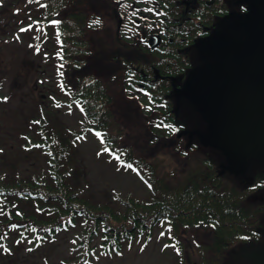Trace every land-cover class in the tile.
Returning <instances> with one entry per match:
<instances>
[{"label":"trees","instance_id":"16d2710c","mask_svg":"<svg viewBox=\"0 0 264 264\" xmlns=\"http://www.w3.org/2000/svg\"><path fill=\"white\" fill-rule=\"evenodd\" d=\"M4 1L14 16L22 12H28L30 19L39 14L46 18L53 13L63 16L58 28L61 42L71 57V95L81 100L84 126L100 131L105 145L138 167L154 196L146 201L119 200L121 210L110 205L114 201L92 202L81 180L83 169L79 167L78 131L56 121V117L41 114L43 103L39 98V102H35L38 118L34 119V112L30 114L21 135L34 143H44L46 152L33 147L22 149L19 155H10L0 145V262H14L18 253L28 248V237L51 239L78 224L82 226L83 233L77 246L84 245L90 249L93 240L99 236L104 248L112 251L138 237L147 240L153 234L154 226L166 219L172 225L169 239L174 242L182 230L200 231L201 236L205 232L208 238L201 247L211 256V264H223L230 257L232 244L245 241V237L253 238L260 219L257 208L263 202L255 206L246 199L248 190L239 177L219 174L221 160L211 153L210 148L194 141L193 148L199 146L203 149L199 159L193 166L187 165L180 180L168 182L166 176L159 173L157 162L137 155L130 145L120 144L124 128L115 121L106 84L100 77L82 71L94 55L92 38L87 36L88 33L97 34L90 23L94 10H87V5H81L80 0ZM97 1L109 3L107 0ZM100 7L103 9L102 5ZM111 57L114 60V55ZM157 92L167 94L165 89H158ZM168 105L158 116H165L177 124L184 123L173 114L172 102ZM37 120L39 123H36ZM143 124L147 132H152L145 122ZM174 132L168 138L174 142L169 145L170 150L175 149L179 141L176 135L180 130L175 129ZM183 138L182 135L180 139ZM34 157L39 161L35 168L31 163ZM247 171L253 178L251 186L254 188L251 191L264 195V167L254 171L249 168ZM257 181L262 184L257 185Z\"/></svg>","mask_w":264,"mask_h":264},{"label":"rangeland","instance_id":"374dc122","mask_svg":"<svg viewBox=\"0 0 264 264\" xmlns=\"http://www.w3.org/2000/svg\"><path fill=\"white\" fill-rule=\"evenodd\" d=\"M107 1L109 3H100L97 0H85V2L80 0L81 5H84L83 3L87 5L85 6L87 10L95 11V14L92 15L95 19L92 20V29L97 31L95 35L91 33L87 35L88 38H92L93 45L91 47L92 51L94 50V55L86 62L82 71L100 77L106 84L111 96V105L116 115L115 121L124 128L120 144L130 145L137 155L148 161L157 162L159 173L164 174L168 182H175L183 177L187 165L191 167L196 163L200 157V150L203 149L199 146L195 148L186 146L189 140L186 137L177 141V148L170 150L169 145L174 143L172 140L159 135L153 136L152 132H147L143 123L145 122L148 130L152 129L154 125L151 121L148 124L146 122L150 110L140 108L138 103H147L148 99L143 95L144 93L135 90L134 87L131 88L132 91H127L131 95L128 94L129 98L122 91V87L126 83L120 76L125 67H131L136 77L148 74L154 79L153 83L157 86L163 87V85L168 84L166 76L160 78L162 71L160 75L155 74V70L160 68L158 58L161 56L156 54L155 49L161 43V37L159 36L158 43L157 40L150 41V37L157 34L155 32L151 34L149 39L144 36V38L133 39V42L121 39L113 41L111 33L114 34L115 28L114 4L112 5L111 0ZM101 5L103 9H101ZM8 11V8L7 11H3V6H0V99H2L0 101V145L5 149L6 154L15 153L19 155L22 149L33 142L24 139L21 134L25 131L24 124L28 123L26 121L30 114L34 112V119L38 118L34 104L39 101L38 97L42 88L40 84L38 85V82L43 83V81L38 80L40 77H44V75L39 74V70L45 67L46 64H43L42 49L38 52L35 47L36 44L42 46L47 36H44L46 34L43 32H39L38 24L30 19L28 12L13 16V12ZM59 17L62 18L63 16L59 14ZM35 19L40 22L44 21L42 14L36 15ZM97 20L99 23H96ZM28 23L31 25L30 30L20 31ZM47 29H49L48 34H50L51 27L48 26L46 31H48ZM178 33H175L173 38L181 35V33ZM38 34L40 37H38ZM141 39L147 40L148 46ZM113 55L116 56L114 60L111 57ZM125 61L126 63H122ZM115 64L118 69L117 77L115 76L117 73H114ZM52 67V74L55 71L59 83H61L59 81L61 73L68 78V83L71 82L72 68L65 71L66 67L61 66L63 67L61 68L58 64ZM58 68H61L60 75ZM47 69L49 70L48 67ZM45 78H48V73L45 74ZM58 82L55 84V89H52L50 100L43 99L44 104L47 106H43L41 114L45 113L52 118L56 117V121L63 123L70 129L81 131L84 115L80 107L73 104L72 106L61 105L58 108L54 104L55 102L58 104L59 102L72 101V99L69 100V96L65 91L61 90L62 84L59 85ZM43 90L46 91L44 88ZM168 91L170 89L167 90V93H170ZM160 94L165 96L162 93ZM173 96L176 97L175 108L178 117L187 120L186 131L188 129L190 133L196 134L197 131L194 129L199 120L193 114L192 108L186 104L185 99L187 98L183 95L173 94ZM5 97L7 99H4ZM166 98L167 103L172 102V97ZM172 112L174 114V111ZM154 132L163 134V131H157V129ZM28 133L30 134V131ZM197 136L193 135L194 139ZM79 138V167L83 169L81 180L86 185V193L92 202L104 201L103 203H106L114 201L113 203L110 202V205L116 210H121L122 207L118 205L119 200L130 198V200L146 201L153 198L154 193L150 184L143 180L139 172L131 165L124 164L118 157H112L110 153L106 152L99 134L87 129ZM195 142L198 143L199 138ZM222 143H224V140H222ZM31 163L35 168L39 161L34 157ZM258 164L260 165L261 162H258ZM28 165H30V162ZM31 167L29 166V168ZM234 175L237 174L234 173ZM250 175L246 173L245 177L242 178L244 180L242 181L243 187L248 190L245 197L255 206L260 202H263V205L264 195H258L257 192L251 191L254 186L247 184L253 181ZM262 205L257 208L260 210V219L255 232L257 228H263L264 206ZM252 227L253 224L250 225V228ZM169 228L168 223L161 220L154 226L153 234L147 239V243L141 239L142 237H138L132 241L131 245L130 243H128L129 245L125 244L118 255H105L100 251L101 237L99 236L93 240L92 245L95 247L92 252L86 253L87 250H85L84 245L77 246L83 233L82 226L78 224L70 230L61 231L57 236L41 245L34 246L28 243L31 251L23 249L18 253V258L14 262H0V264H73L76 262V264H211L209 260L211 256L201 247V244L206 242L208 238L205 236V232L204 236L203 232L201 236L200 231L182 230L177 236L176 244H172L169 242ZM250 240H253V238H250ZM246 243L248 242L240 241L232 244L229 250H233V252L231 251V256L223 264H245L244 259L239 256L244 251L239 249H242L243 244ZM177 245L180 246V250ZM9 247L12 248L13 246L9 245ZM216 264H220V262H216Z\"/></svg>","mask_w":264,"mask_h":264},{"label":"water","instance_id":"95a60500","mask_svg":"<svg viewBox=\"0 0 264 264\" xmlns=\"http://www.w3.org/2000/svg\"><path fill=\"white\" fill-rule=\"evenodd\" d=\"M244 18L245 41L217 32L195 43L206 62L193 67L175 92L202 113L206 130L197 131L200 142L221 150L236 174L258 151L264 153V3L252 5ZM244 80L249 86L242 90ZM256 264H264V257Z\"/></svg>","mask_w":264,"mask_h":264},{"label":"flooded vegetation","instance_id":"af4514ba","mask_svg":"<svg viewBox=\"0 0 264 264\" xmlns=\"http://www.w3.org/2000/svg\"><path fill=\"white\" fill-rule=\"evenodd\" d=\"M263 3L264 0H115L114 17L117 32L115 38L132 41L146 36L149 39L151 34L157 32L161 37V43L156 47L155 52L161 56L158 58L160 68L155 70V74L160 75L162 71L160 78L166 76L168 84L163 87L157 86L148 74L136 77L133 81L141 86L149 85V89L152 87L174 91L183 86L187 74L193 67L206 62L199 59V52L195 46L200 38L217 32H227L234 40L245 41L248 34L243 30L244 16L249 13L252 5ZM142 15H146L147 18L142 19ZM178 32L181 35L173 38ZM46 42L47 40L44 44ZM145 42L148 46L147 40ZM242 46L244 47L245 44ZM214 47L216 48L217 45ZM218 48H221V45H218ZM40 49L41 47L37 51L40 52ZM42 54L43 64L46 65L39 70V74L44 77H40L38 81H43V87L51 92L55 86L53 85L55 71L52 74V66L56 65V48L52 36L49 37L48 48H42ZM128 68L133 72L131 67ZM130 72L128 73L131 74ZM47 73L48 78H45ZM248 86L249 81L244 80L240 87L243 90ZM41 96L46 98L47 93H41ZM185 102L189 101L185 99ZM256 232L257 238L247 239L245 242L248 243L243 244L244 247L239 249L244 251L239 256L244 259L245 264L254 263L250 254L264 256V221L263 228H257Z\"/></svg>","mask_w":264,"mask_h":264},{"label":"snow or ice","instance_id":"6c2138e0","mask_svg":"<svg viewBox=\"0 0 264 264\" xmlns=\"http://www.w3.org/2000/svg\"><path fill=\"white\" fill-rule=\"evenodd\" d=\"M52 23H54V24L55 23H59V21H52ZM96 23H99V21L97 20ZM29 27H31V25H29ZM20 31H25V29L24 28H21ZM4 99H7V98L5 97ZM105 151H107V150L105 149ZM13 227H15V226H13ZM161 235H163V233H161ZM165 247H167V245H165ZM28 250L31 251V249H28Z\"/></svg>","mask_w":264,"mask_h":264}]
</instances>
